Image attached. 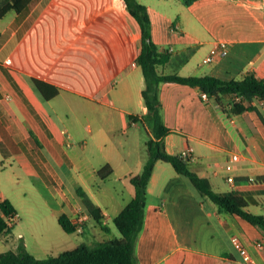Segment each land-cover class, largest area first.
<instances>
[{
    "label": "crops",
    "instance_id": "1",
    "mask_svg": "<svg viewBox=\"0 0 264 264\" xmlns=\"http://www.w3.org/2000/svg\"><path fill=\"white\" fill-rule=\"evenodd\" d=\"M138 1L147 6L148 13L152 10L149 3ZM163 1L167 0L155 3ZM179 1L185 8L174 15L163 10L164 6L159 12L153 7L156 16L171 24L170 31L180 32L184 42L176 52L169 47L173 49L170 59L159 71L168 73L164 69L176 60L188 67L187 75L239 79L251 71L264 78V0H193L188 5ZM149 17L153 41L159 50H169ZM217 41L229 42L228 54L251 53L249 44L254 45L250 64L232 69V61L224 56L202 70L201 60L192 67L188 66L190 57L181 60L177 56L181 49L196 52L197 45L205 46L207 53ZM140 49L141 28L124 0H30L19 11L10 9L0 18V178L7 170L5 159L14 177L11 191L0 183V197L11 200L18 216L8 233H0V252L16 250L22 239L30 253L45 257L80 243L92 246L121 235H115L118 229L113 230L109 220L132 198L134 187L128 175L139 173L145 162L137 157L131 164L128 140L123 137L130 126L136 130V121L143 120L147 112L141 95L144 78L136 62ZM29 76L48 83L57 93L44 98ZM197 96L201 101L209 99H203L194 87L192 96L179 102L194 104ZM137 102L140 109L134 111L131 106ZM204 107L213 111L209 104ZM227 116L235 126L230 142L236 149L225 158L218 153L225 152L224 148L197 138L199 145L214 151L206 166L189 144L192 135L180 150L173 151L168 146V138L175 133L172 128L164 136L165 148L170 153L191 148L195 155L192 170L208 177L218 193L241 195L249 211L264 215V182L249 180L264 175V113L260 116L255 110H246ZM233 152L239 159L226 172L224 164ZM106 163L112 172L102 179L97 170ZM17 168L34 182L30 195L18 191L21 174ZM227 175H233L234 183ZM81 192L100 207L103 226L88 213ZM60 214L73 223L81 218V233L90 229L86 239L63 236ZM54 233L67 240L65 247L51 240ZM234 235L264 264L262 228L219 211L170 162H155L136 246L139 264H230L240 258L231 240Z\"/></svg>",
    "mask_w": 264,
    "mask_h": 264
},
{
    "label": "trees",
    "instance_id": "2",
    "mask_svg": "<svg viewBox=\"0 0 264 264\" xmlns=\"http://www.w3.org/2000/svg\"><path fill=\"white\" fill-rule=\"evenodd\" d=\"M29 1L0 0V18L10 9L19 11ZM192 1L182 0L186 5ZM124 2L141 28V49L136 62L140 66L144 78L141 95L147 108L145 115L152 118L153 127L151 131L147 130L148 138L145 142L147 158L142 170L139 173L128 175L134 187V194L126 205L113 216V223L121 235L116 238L97 241L92 246L80 243L72 249L57 254L50 253L45 257H36L30 253L21 239L16 250L9 249L0 252V264H139L136 246L144 226L147 184L157 160L170 162L178 173L190 179L201 194L214 202L219 211L237 215L264 230V215L249 211L245 197L238 194L218 193L212 187L208 177L191 169L190 159L182 157L180 153H170L166 150L164 136L171 131L162 120L159 98V84L161 81L177 82L197 87L201 91V96L204 95L206 98L214 100L217 107L221 111L223 110V113H241L246 110H255L261 116L262 111L253 105L251 101L254 98L264 100V78L256 77L251 71L245 72L239 79H223L210 74L181 75L176 72L165 73L159 71L158 67L169 61L170 51L168 49L159 50L157 44L153 41L147 6L138 0H124ZM29 80L46 99L57 93L56 88L39 78L29 76ZM46 87L52 88V91L48 92ZM234 94L243 96L246 102L233 101ZM111 172L112 167L108 163L97 170V174L102 179L108 177ZM249 180L257 183L264 182V175H256ZM81 196L83 205L90 216L103 226V214L100 207L94 204L85 192H81ZM11 212H16L13 203L8 197L2 195L0 197V233H8L12 228L13 225L8 226L5 219L6 215ZM58 222L65 231H76V224L71 222L67 215L60 214Z\"/></svg>",
    "mask_w": 264,
    "mask_h": 264
},
{
    "label": "rangeland",
    "instance_id": "3",
    "mask_svg": "<svg viewBox=\"0 0 264 264\" xmlns=\"http://www.w3.org/2000/svg\"><path fill=\"white\" fill-rule=\"evenodd\" d=\"M145 3H149L152 5L151 9L149 11V14L153 17V21L155 23L156 28L159 31L160 35V41L161 43L166 47H173L175 50L174 52L178 51V49L181 47V45L184 44V42L181 41L180 38V32L178 31H170L169 26L170 23H165L162 21L160 17H157L156 10L158 12L159 9H163L162 6L165 8L166 12H170V14L174 15L177 13L178 10L184 9V5L180 3L179 0H167L166 3L163 1L161 4H156L155 2L157 0H141ZM153 7L156 9L154 10ZM249 50L251 53H245L242 55L229 53L226 55V60L232 61L231 68L236 69L242 65H249V59L253 53L254 45L249 44ZM194 51L192 48L182 50L178 53V57L181 60H185L186 58L190 57L188 66L196 67L198 65V62L201 60L203 56L206 54V47L203 45H197L194 46ZM193 53V54H192ZM211 64L213 63H204L203 65H200V68L203 70H207ZM168 73L170 72H176L181 75H187L189 69L187 66L183 67L182 63H179L178 61H174L171 65H168L165 69ZM137 79L138 81L141 80V72L138 71L137 73ZM193 88L189 85H182L177 82H171V81H161L159 84V98H160V112L161 117L166 126H168L170 129L172 128L175 133H173V136L168 138V146L173 151L177 152L180 150L183 146V142L188 137V135L194 136L193 140L189 142L190 146L195 148V155H198L199 153L201 156L198 157V159L204 161L206 166H209L211 162H209V154L214 153L209 147L205 145H199L197 143V138H202L206 142L212 143L215 146H219L221 148L225 149V152H218L221 154L222 158H225V154L229 152L231 149H236L235 146H233L230 142V137L233 136L235 133V126L231 123L230 117H228L225 113H223L220 108L217 107L216 103L212 99H205L201 101L198 96L195 99L194 104H190L187 106H183L180 104L179 99L190 94L192 96L193 94ZM135 103V102H134ZM132 104V109L134 111H138L140 109L138 102L137 104ZM207 104L211 105L213 108L212 112H209L204 106ZM84 123H87V120H84ZM137 128L136 130H133L130 126L129 131L123 135L124 138L128 140V147L130 149V156L129 161L132 165H134V162L137 160V157H140L143 161L147 158V148H146V139L148 138L147 130L151 131L153 127V120L149 115H145L143 117V120L136 121ZM111 126V124H110ZM200 126L203 129H200ZM92 128H94V125H92ZM117 131L120 132L119 127L117 126ZM111 132L107 131L106 134H110ZM121 135V133H120ZM129 136V137H128ZM189 147H185V149H188ZM241 150L240 148H237ZM194 155V154H193ZM194 155V156H195ZM197 158V157H196ZM11 161V160H10ZM4 163L6 164L7 170L2 171V178H0V183L3 185V189L5 191H11L13 188V184L11 182V178L13 177L11 167L9 166V163L7 160H4ZM21 174L20 180L18 183V191H26L28 194L32 193L35 188H33L34 182H31V178L27 176L25 172H23L21 169L17 168ZM30 195V194H29ZM205 198H208L205 196ZM42 219H45V217H42ZM48 223V222H47ZM109 224L112 227L113 230H116L114 228L115 225L112 220H109ZM58 226V225H57ZM60 232L63 236H70L74 235L76 238H83L86 239L87 235H89V228L86 227L84 229V233L74 231L72 233H66L64 232L61 227ZM38 230H35V233ZM48 236L50 235V231L46 230ZM115 235H120L119 231H114ZM69 234V235H67ZM51 240L59 242L60 245L66 246V239L60 238L56 235V233L53 234V237Z\"/></svg>",
    "mask_w": 264,
    "mask_h": 264
},
{
    "label": "built area",
    "instance_id": "4",
    "mask_svg": "<svg viewBox=\"0 0 264 264\" xmlns=\"http://www.w3.org/2000/svg\"><path fill=\"white\" fill-rule=\"evenodd\" d=\"M230 44L226 41H217L205 54V56L202 58V63H212L220 58L226 56L229 52ZM173 50L172 48H169V51ZM205 98L206 96L203 95ZM233 101L235 102H246L244 100L243 96L234 94L233 95ZM252 104H257L258 108L264 113V100L259 98H254L251 101ZM181 156L184 158H188L191 161L195 159V156L193 155L192 149H184L180 152ZM239 159L238 153L234 152L230 155L228 160L224 164V169L226 172H230L232 169L233 162L237 161ZM227 180L230 182H233L234 177L233 175H227ZM252 179V178H250ZM18 216L16 212H11L10 214L6 215L5 219L8 224V226H11L14 224V222L17 220ZM76 224V231L81 232L83 230L82 226V219L77 218ZM231 240L234 242V244L237 247L238 253L240 258L238 260H235L231 262L230 264H259L256 257L252 254V252L248 249V247L243 243V241L236 235L231 237Z\"/></svg>",
    "mask_w": 264,
    "mask_h": 264
},
{
    "label": "bare ground",
    "instance_id": "5",
    "mask_svg": "<svg viewBox=\"0 0 264 264\" xmlns=\"http://www.w3.org/2000/svg\"><path fill=\"white\" fill-rule=\"evenodd\" d=\"M231 99V98H230ZM230 99H229V101H230ZM232 100V99H231ZM231 102V101H230ZM232 103V102H231ZM238 104H240V103H238ZM233 105V104H232ZM258 108V107H257ZM259 110V109H258ZM222 112H223V110H222ZM225 112V111H224ZM226 113V112H225ZM230 114V113H229ZM227 115H228V112H227ZM233 120V119H232ZM234 121V120H233ZM232 122V121H231ZM235 123V122H234ZM171 131V130H170ZM234 153V152H233ZM229 158V157H228ZM190 164V163H189ZM234 183V182H233ZM80 210V209H79ZM81 215V214H80ZM77 218V217H76ZM103 219V218H102ZM76 226V225H75ZM76 230V229H75Z\"/></svg>",
    "mask_w": 264,
    "mask_h": 264
}]
</instances>
